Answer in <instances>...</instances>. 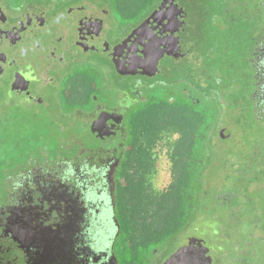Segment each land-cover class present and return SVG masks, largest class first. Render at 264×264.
<instances>
[{"label":"flooded vegetation","instance_id":"flooded-vegetation-1","mask_svg":"<svg viewBox=\"0 0 264 264\" xmlns=\"http://www.w3.org/2000/svg\"><path fill=\"white\" fill-rule=\"evenodd\" d=\"M132 1L0 0V115L21 108L33 117L42 114L49 139L60 149L11 177L0 198L5 235L19 243L27 264H226L211 253L212 243L221 247L220 239L234 251L230 264H250L256 244L264 249V0H216L214 12L207 11L208 0L209 40L197 53L190 48L193 16L183 0H149L144 6ZM217 18L227 27L247 18L237 24L240 34L231 31L236 44L246 40L242 56L248 66L247 97L234 100L246 101L252 119L244 148L261 149L262 160L245 178L232 173L235 183L211 194L217 210L205 216L197 213L196 185L208 180L209 150L177 154L185 136L180 129L158 127L150 141L145 135L156 127L148 121L156 104L173 101L203 108L197 120L188 116L190 142L205 137L212 144L223 134L228 104L220 82L210 76L203 85L212 66V38L228 42ZM182 73L188 74L183 82ZM237 117L244 121L242 114ZM164 130L176 132L167 162L171 180L154 192L149 175L161 156L154 145ZM179 167L185 173L182 205L172 186ZM138 214L142 225H134ZM165 215L173 221L166 235ZM105 239L102 251L87 247L103 246ZM173 255L177 259L166 263Z\"/></svg>","mask_w":264,"mask_h":264},{"label":"rangeland","instance_id":"rangeland-1","mask_svg":"<svg viewBox=\"0 0 264 264\" xmlns=\"http://www.w3.org/2000/svg\"><path fill=\"white\" fill-rule=\"evenodd\" d=\"M107 1L113 4L115 2H118L119 0ZM183 1L185 2V4H187V6L189 7L188 9L193 16L192 24L196 35L194 34V38L190 44V48L191 52L197 53L198 51L204 50V45L206 44L207 40H209V37L207 35V33L209 32H206V28H208V22L206 21L204 11L206 7L200 6V4H202L200 0ZM209 1L212 2L213 7H209L207 11L211 9V11L214 12L216 10V6L214 5L216 0ZM132 2H134L135 4L137 3L139 6H144V4L146 5V2H149V0H133ZM243 20L244 18L242 20L240 19V21L236 20L235 23L233 22L232 26L227 27L225 25H222L221 23L218 24V18L216 19V24H218V26H220L221 28H224V30H222V38L228 36V42H225V40H223L224 38L219 41V37L217 36L212 38L213 40L211 42L213 52L210 54L209 59V61H211L212 63V66L207 68V77H205L206 79H203V85L209 83L208 78L210 76L212 78V81L220 82V84L217 85V88H219L218 91L224 92L222 99L226 104H228L226 109L227 111H225V114L228 115L224 117L225 126L222 127L223 134H217V136L214 137L212 144H210L209 142L210 139L207 140L205 137H199L198 140L199 149H208L209 155L212 157V164H210L207 171H204V174L206 176L204 178H208V180L204 181L203 179V182L201 183V201L199 202V210L197 211L198 214H203L205 216H207V214L210 215V213H215L217 210L216 208H212L210 205V201L212 200L211 194L217 193L218 189L226 188V186H232L230 185V183H235L234 181L232 182V180H234L236 177H234L232 173L234 174L235 171H237L238 173L241 172V178H245L246 175L251 174L252 171H258L259 162H261L262 160L259 157V154L262 155L261 149L244 148L247 145V142H245L246 136L248 134H253V126L251 123L252 119L251 117H247V109L249 107L246 105V101L244 104L236 105L234 100L237 98L246 99L247 97V90L245 89L244 83L248 66L243 65L245 63L242 56V51L243 47L245 46L246 40L243 41L242 39L240 43L238 40L236 44L235 38L231 36V31L238 32L240 34L236 27L237 24H245L247 22V18H245L244 21ZM212 26H214V24ZM217 33L219 36H221L220 32ZM234 34L235 33H233V35ZM227 47L230 49V51H226ZM186 60L189 61V58H187ZM193 68L196 69L198 68V66H195ZM183 71H187L188 74L190 73V70ZM186 77H184L182 73L179 79L181 82H183ZM231 84L232 86H229ZM176 86L179 87V84H177ZM174 89L175 86L172 90ZM155 91L156 90H153V93H155ZM144 95L147 96L148 92L145 91ZM156 95L160 94L156 92ZM232 99L234 100V102H232ZM201 100L203 101V99ZM208 102H211V100H208ZM202 105L205 106L204 104ZM238 114H242V116L244 117V121H242L240 117H237ZM51 118L56 119V117H52V115ZM41 141H43V143H40ZM8 142L14 143L17 149H19L22 144L26 145L29 142L35 144L36 147L31 148L28 151L27 156H25L23 160L18 157L16 162L14 163V166L8 172L4 173L5 180L3 182H0V198L3 190H5V188H7L8 186L10 188V179L16 172V170H18L19 172L21 168L33 167L35 164H37V162H45V160H47L49 156L53 155V152L49 150V147L51 145L53 146L54 140H50L49 136L47 135V119L42 114L40 115V117H33L32 113L26 108H21L18 111H5L2 115H0V143ZM154 147L155 149H161L160 151L162 154L163 151L171 149V144L168 145V142L161 141L160 143H158V146L154 145ZM57 151H60V149H55V153ZM253 153L255 154L253 155ZM21 156H23V153H21ZM255 158L256 163H254V166L252 167V160ZM247 167L249 169H251L252 167V169L249 170L247 169ZM168 170V164L165 162V159L163 157L160 159L158 158L156 168H154V170L151 171L149 175L150 189H153L154 192H159L162 188L167 186V184L171 180ZM242 186L243 182L242 185L240 182L238 186V188H240V194H244L241 191ZM169 222L170 224L173 223L172 220H167V223L163 224V233L166 231ZM239 230H241V232H239ZM242 230L243 229L240 227V229H238V232L242 233ZM219 243L221 244L220 248L218 246H215L213 243L211 244L212 256H215L216 258L227 259L228 262L227 260H225L227 262L226 264L232 263V259L236 260L231 244L226 240L223 241V239H220ZM262 248L263 247L261 243L256 244V257H252L253 260L250 264H264V249Z\"/></svg>","mask_w":264,"mask_h":264},{"label":"clouds","instance_id":"clouds-1","mask_svg":"<svg viewBox=\"0 0 264 264\" xmlns=\"http://www.w3.org/2000/svg\"><path fill=\"white\" fill-rule=\"evenodd\" d=\"M40 143H43L41 141ZM36 147L35 144L29 142L28 144H22L19 149L12 142L0 143V182L5 180L4 173L8 172L19 157L21 160L27 156L28 151L31 148ZM50 151L55 154L54 146L49 148ZM23 153V156H21ZM71 171V170H70ZM17 190H22L23 186L17 183L14 185ZM2 219V218H0ZM0 223V264H27V256L24 250L20 247L19 243L13 239L11 233L5 235L6 222ZM59 217L55 220L51 219L50 223L57 222ZM95 240L96 238L93 237ZM92 251H102L108 247V241L105 239L103 246H100L99 242L95 245H88Z\"/></svg>","mask_w":264,"mask_h":264},{"label":"trees","instance_id":"trees-1","mask_svg":"<svg viewBox=\"0 0 264 264\" xmlns=\"http://www.w3.org/2000/svg\"><path fill=\"white\" fill-rule=\"evenodd\" d=\"M202 5L204 6V4L207 3L208 0H200ZM161 108L163 109L164 113H161L160 110ZM169 109H171L170 105H164V107L162 106H158L156 105L154 107V109L151 111L150 117L148 118V121L151 122V126L154 127L158 124H161L160 129H166V128H173V129H180L182 130V133L185 135L180 141L179 144L176 145V153L179 155H183L184 153H189L191 151V149H188V145H187V149L185 148L186 142L188 141V133L192 132V128H188V126H185V124L182 126L179 125H175L177 122V120H175L174 118H177V114L176 112H170ZM161 115V116H160ZM151 130V129H150ZM147 129L146 133H150L151 131ZM199 150V149H198ZM178 177L176 180V183H174L172 186H174L177 195H179V204L182 205V188L184 186V177H185V173H184V167H179L178 168ZM200 186L196 185V201H197V207H199V202L200 200ZM138 217L134 218V225H142L143 224V219L140 217V215H137ZM164 224L167 223V220H171V218L168 215L164 216ZM179 223L181 222V218L178 217ZM170 223V222H169ZM172 224H170V226H172ZM165 235L170 233V232H164Z\"/></svg>","mask_w":264,"mask_h":264},{"label":"crops","instance_id":"crops-1","mask_svg":"<svg viewBox=\"0 0 264 264\" xmlns=\"http://www.w3.org/2000/svg\"><path fill=\"white\" fill-rule=\"evenodd\" d=\"M188 104H187V102L181 103L180 101H179V103L173 101V102H171V104H169L171 107V109H169V111L170 112H176L177 118H174V119L179 121L175 125H179V126L182 125L183 126L185 124V126H188V128H191L190 117L193 116L196 118L195 120L198 119V116H196V115H198L199 111L201 113L203 108L198 111V108H200L201 106H199V107L194 106L193 107L191 104H189V105ZM162 113H164V111ZM188 116H190V117H188ZM160 126H161V124H158V125H156V127L154 126L155 127L154 130H150L151 131L150 133H146V135H145L147 137L146 140L150 141V139L153 136V133L155 132V129H157ZM191 134H192V132L188 133V142H189L188 149L190 148V149H193L194 151H199L198 150L199 149V146H198V140L199 139L194 140L193 142H190V141H192V138H190ZM122 178L124 179V176Z\"/></svg>","mask_w":264,"mask_h":264},{"label":"built area","instance_id":"built-area-1","mask_svg":"<svg viewBox=\"0 0 264 264\" xmlns=\"http://www.w3.org/2000/svg\"><path fill=\"white\" fill-rule=\"evenodd\" d=\"M175 138H176V132L174 130H164L158 137V140L156 141L155 145L158 146V143H160L161 141H166L168 142V145L171 144V149H173ZM169 151L170 149L163 151L161 156L158 158L160 159L163 157L166 163L169 162ZM121 182H124L123 178H121Z\"/></svg>","mask_w":264,"mask_h":264},{"label":"water","instance_id":"water-1","mask_svg":"<svg viewBox=\"0 0 264 264\" xmlns=\"http://www.w3.org/2000/svg\"><path fill=\"white\" fill-rule=\"evenodd\" d=\"M189 242H191V239H189ZM200 243V242H199ZM191 243H189V245H190ZM201 244V243H200ZM198 245V244H197ZM203 248H205V247H203L202 245H199V247H198V250H204ZM190 248H189V246H186V247H181L178 251H177V254L179 255V254H181V252H187L188 250H189ZM176 255H173L171 258H169L168 260H167V262L166 263H169V262H173V259H177V257H175ZM185 257H187V256H185ZM199 257H201V256H199ZM179 264H182V263H179Z\"/></svg>","mask_w":264,"mask_h":264}]
</instances>
